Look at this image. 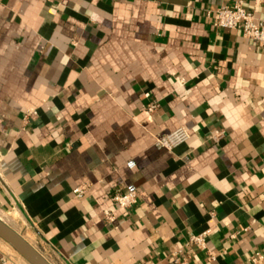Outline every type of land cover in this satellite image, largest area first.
Returning <instances> with one entry per match:
<instances>
[{
	"label": "crops",
	"instance_id": "obj_1",
	"mask_svg": "<svg viewBox=\"0 0 264 264\" xmlns=\"http://www.w3.org/2000/svg\"><path fill=\"white\" fill-rule=\"evenodd\" d=\"M238 2L264 19L253 0H0V219L51 264H253L264 49L213 24ZM0 264L25 263L0 241Z\"/></svg>",
	"mask_w": 264,
	"mask_h": 264
},
{
	"label": "built area",
	"instance_id": "obj_2",
	"mask_svg": "<svg viewBox=\"0 0 264 264\" xmlns=\"http://www.w3.org/2000/svg\"><path fill=\"white\" fill-rule=\"evenodd\" d=\"M253 2L257 5H264V0H253ZM213 24L218 29L240 31L245 40L258 43L264 49V19H258L254 11L246 7L243 2H238L233 7L223 6L219 8L216 11ZM154 110L155 106H151L148 111L151 113ZM189 139L190 134L185 129L179 128L157 137L155 146L159 149L173 151L187 143ZM86 192V188L80 186L73 193L76 198L82 199L86 196ZM113 200L119 209L130 210L137 204L138 195L136 192H118L114 195ZM105 219L110 224L115 222V217L109 212L105 213ZM187 244L205 250L207 249V234L192 236ZM252 263L264 264V253L252 257ZM172 264L190 263L187 259L175 258Z\"/></svg>",
	"mask_w": 264,
	"mask_h": 264
},
{
	"label": "water",
	"instance_id": "obj_3",
	"mask_svg": "<svg viewBox=\"0 0 264 264\" xmlns=\"http://www.w3.org/2000/svg\"><path fill=\"white\" fill-rule=\"evenodd\" d=\"M0 240L11 247L27 264H51L22 235L1 219Z\"/></svg>",
	"mask_w": 264,
	"mask_h": 264
},
{
	"label": "rangeland",
	"instance_id": "obj_4",
	"mask_svg": "<svg viewBox=\"0 0 264 264\" xmlns=\"http://www.w3.org/2000/svg\"><path fill=\"white\" fill-rule=\"evenodd\" d=\"M18 232H19V234L20 235H22V236H25V233L24 232H22V231H20V230H18ZM1 241V243L2 244H4V246L5 247H7L12 253H14L15 255H17L20 259H22L11 247H9L7 244H5L2 240H0ZM23 260V259H22ZM23 262L25 263V264H27L24 260H23Z\"/></svg>",
	"mask_w": 264,
	"mask_h": 264
}]
</instances>
